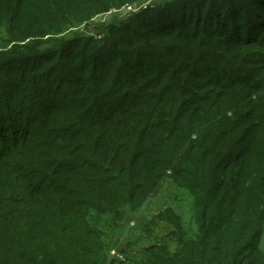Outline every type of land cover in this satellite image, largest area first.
I'll return each instance as SVG.
<instances>
[{"label": "trees", "instance_id": "16d2710c", "mask_svg": "<svg viewBox=\"0 0 264 264\" xmlns=\"http://www.w3.org/2000/svg\"><path fill=\"white\" fill-rule=\"evenodd\" d=\"M147 2L0 0V264H264V0Z\"/></svg>", "mask_w": 264, "mask_h": 264}, {"label": "rangeland", "instance_id": "374dc122", "mask_svg": "<svg viewBox=\"0 0 264 264\" xmlns=\"http://www.w3.org/2000/svg\"><path fill=\"white\" fill-rule=\"evenodd\" d=\"M154 4L155 0H150L146 4ZM144 4L141 7H145ZM140 7L135 8L131 6V9L120 8L109 13L99 14L91 19L87 24H82L77 28L80 36H94L97 40L101 38L98 30L101 26L110 23L113 19H122L130 14H135ZM165 206H172L174 210L180 214L183 218L184 223L190 229H194L193 215H192V203L191 199L186 191L177 189L172 183H166L160 193L154 199H151L147 204L138 212L131 213L129 217L118 226L114 227L107 235L104 237L105 241H117L123 242L126 239L139 237L142 230L140 223L147 218H150L153 214L157 213L160 209ZM146 244V240L136 239L134 242L135 248L138 250ZM262 248L264 250V241ZM110 258L120 259L121 257L110 252ZM122 259V258H121Z\"/></svg>", "mask_w": 264, "mask_h": 264}, {"label": "built area", "instance_id": "2783aa9c", "mask_svg": "<svg viewBox=\"0 0 264 264\" xmlns=\"http://www.w3.org/2000/svg\"><path fill=\"white\" fill-rule=\"evenodd\" d=\"M123 8L131 9V6H128V5H127V6H124Z\"/></svg>", "mask_w": 264, "mask_h": 264}]
</instances>
